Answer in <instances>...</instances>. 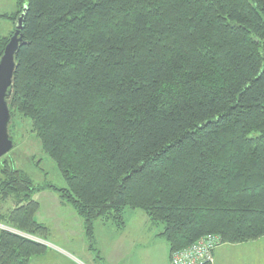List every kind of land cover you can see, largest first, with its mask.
<instances>
[{
  "label": "trees",
  "instance_id": "obj_1",
  "mask_svg": "<svg viewBox=\"0 0 264 264\" xmlns=\"http://www.w3.org/2000/svg\"><path fill=\"white\" fill-rule=\"evenodd\" d=\"M16 2L0 15L15 32L27 7L12 120L31 122L66 187L5 164L0 192L16 207L0 225L39 237L33 196L50 190L90 244L98 219L122 227L127 209L163 226L170 255L209 234L264 238V0ZM42 251L0 230V264Z\"/></svg>",
  "mask_w": 264,
  "mask_h": 264
},
{
  "label": "rangeland",
  "instance_id": "obj_2",
  "mask_svg": "<svg viewBox=\"0 0 264 264\" xmlns=\"http://www.w3.org/2000/svg\"><path fill=\"white\" fill-rule=\"evenodd\" d=\"M16 11V0H0V15L10 16ZM11 31L14 32L12 22L0 18V39L8 37ZM9 130L14 148L0 159V168L5 164L14 166L25 173L36 186L66 187L58 166L44 152L31 122L16 113ZM33 201L39 204L34 218L46 227L43 233L37 235L38 238L65 247L84 264H106L104 259L108 264H171L169 245L166 239L160 236L163 226L153 225L141 210L127 209L122 227L113 220L105 224L98 219L95 222L94 242L90 244L84 219L78 216L73 207L65 203L56 192L48 190L35 194ZM15 207V199L12 196L3 197L0 192V211L7 213ZM5 227L0 225V230L4 228L6 231L8 227ZM19 233L27 238L36 237ZM228 246L230 245L223 244L217 249V252L224 248L230 251L224 264H264V238L234 249Z\"/></svg>",
  "mask_w": 264,
  "mask_h": 264
},
{
  "label": "water",
  "instance_id": "obj_3",
  "mask_svg": "<svg viewBox=\"0 0 264 264\" xmlns=\"http://www.w3.org/2000/svg\"><path fill=\"white\" fill-rule=\"evenodd\" d=\"M26 14L27 7L18 16L15 22V32L0 59V159L9 154L14 148V142L9 133L12 123L9 99L13 93L14 77L17 69L16 54L23 43L22 30Z\"/></svg>",
  "mask_w": 264,
  "mask_h": 264
},
{
  "label": "crops",
  "instance_id": "obj_4",
  "mask_svg": "<svg viewBox=\"0 0 264 264\" xmlns=\"http://www.w3.org/2000/svg\"><path fill=\"white\" fill-rule=\"evenodd\" d=\"M15 13H13V14H15ZM10 30H11V28H10ZM10 35H12V31H11ZM4 38H7V36H4ZM13 209H15V208H13ZM100 220H102L105 224H109L111 222V220L107 221L106 219H100ZM40 224H42V223H40ZM115 227H116V225H115ZM124 228H125V226L122 229H124ZM118 229L121 230L119 227H118ZM21 236H23V235H21ZM25 238H27V236ZM27 239L42 245L44 247V251H45L44 254L37 256V257H34L31 260L30 264H84L83 262L79 261V259L76 258L75 255L71 254L67 249H65V247H60L52 241H51V243L49 241L46 242L44 239H41L38 237H31V238H27ZM243 244H245V243H243ZM226 245H229V244H226ZM241 245L242 244H234V245H230L228 247H231L232 249H234L237 247H242ZM229 252L230 251L227 250V248H224V250H219L218 252L216 250L214 253L215 264H224L225 260H227L229 257V254H228ZM104 262L106 264H108L106 259H104ZM109 263H111V262H109Z\"/></svg>",
  "mask_w": 264,
  "mask_h": 264
},
{
  "label": "built area",
  "instance_id": "obj_5",
  "mask_svg": "<svg viewBox=\"0 0 264 264\" xmlns=\"http://www.w3.org/2000/svg\"><path fill=\"white\" fill-rule=\"evenodd\" d=\"M7 228V227H5ZM4 230V228L2 229ZM6 231L21 234L8 228ZM223 245L222 238L217 235H206L189 247L175 251L170 256L171 264H215V251Z\"/></svg>",
  "mask_w": 264,
  "mask_h": 264
}]
</instances>
